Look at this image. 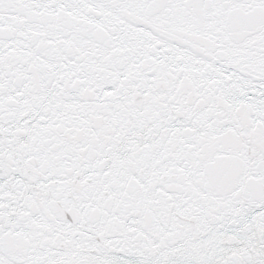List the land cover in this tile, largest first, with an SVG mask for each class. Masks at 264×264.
I'll use <instances>...</instances> for the list:
<instances>
[{"label": "snow or ice", "instance_id": "6c2138e0", "mask_svg": "<svg viewBox=\"0 0 264 264\" xmlns=\"http://www.w3.org/2000/svg\"><path fill=\"white\" fill-rule=\"evenodd\" d=\"M0 264H264V0H0Z\"/></svg>", "mask_w": 264, "mask_h": 264}]
</instances>
